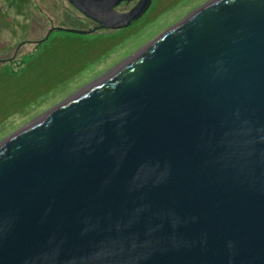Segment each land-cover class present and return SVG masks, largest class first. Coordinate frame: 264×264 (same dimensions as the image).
Here are the masks:
<instances>
[{
	"label": "water",
	"instance_id": "water-1",
	"mask_svg": "<svg viewBox=\"0 0 264 264\" xmlns=\"http://www.w3.org/2000/svg\"><path fill=\"white\" fill-rule=\"evenodd\" d=\"M68 1L111 29L150 3ZM0 264H264V0L209 1L0 142Z\"/></svg>",
	"mask_w": 264,
	"mask_h": 264
},
{
	"label": "rangeland",
	"instance_id": "rangeland-1",
	"mask_svg": "<svg viewBox=\"0 0 264 264\" xmlns=\"http://www.w3.org/2000/svg\"><path fill=\"white\" fill-rule=\"evenodd\" d=\"M20 1L24 5L14 4L15 8L8 10L4 14L6 17L1 19L4 24L0 32L8 37L9 44L15 46L23 39L34 38L25 23V17L29 15L26 10L33 9L34 0ZM45 1L46 8L42 7V12L30 14L36 18L34 25L40 27L35 32H40L42 26L46 31L55 18V24L87 33L59 32L52 43H47L44 62H36L23 71L11 64L13 72L0 71V142L101 80L211 0H154L145 16L122 30L100 29L93 19L75 11L68 0ZM136 5L134 0H129L114 10L127 13ZM34 49L31 47L30 51Z\"/></svg>",
	"mask_w": 264,
	"mask_h": 264
},
{
	"label": "flooded vegetation",
	"instance_id": "flooded-vegetation-1",
	"mask_svg": "<svg viewBox=\"0 0 264 264\" xmlns=\"http://www.w3.org/2000/svg\"><path fill=\"white\" fill-rule=\"evenodd\" d=\"M134 1L137 4L140 0H134ZM32 2H33L32 4L33 9L30 8L26 10V13L29 15L25 17V19H27L25 23H26V28L31 29L30 34L34 35V38L28 37L26 39H23L22 41L17 43L15 46L14 44L12 45L9 44L8 37L7 36L4 37L5 35L0 32V71L10 70L13 72L11 64L16 66V68H18L19 70L21 69L23 71L26 69H30V67H32V65H35L36 62L38 63L44 62L45 56L47 53L46 51V48L48 46L47 43L48 42L52 43V40L56 37V35L59 32H70L68 31L67 28H64L62 25L55 24V18L53 20V23H51V26L46 31L44 29L45 27L42 26L43 28L42 30H40V32L38 33L35 32V29L39 31L40 27L38 28L36 25H34V23L36 22V18L31 17V16L33 15V13L37 14V13L42 12V7L46 8V1L45 0H34ZM153 2L154 0H150L148 8L142 13V15L139 18H137L134 21H131L129 25H131L134 22H137V20L140 19L142 16H145L147 12L149 11ZM16 3L23 4L20 0H0V29L2 28V25L4 24L2 23L1 19H4L6 17V16L4 17V14H6L8 10L14 9L15 7L13 8V5ZM123 3H126V1L120 2L117 6ZM71 6L75 9V11H78L73 5ZM10 18L13 19L14 17L11 16ZM92 21L94 22V24H96L97 27L100 26L98 22L94 20ZM38 24H42V22L40 23L38 22ZM99 28L103 30L105 29L110 30V28H105V27H99ZM119 30H122V28H120ZM10 35H12V33H10ZM31 47L35 48L34 51H30ZM26 50L28 51L27 54H25ZM35 51H37V53H35Z\"/></svg>",
	"mask_w": 264,
	"mask_h": 264
},
{
	"label": "bare ground",
	"instance_id": "bare-ground-1",
	"mask_svg": "<svg viewBox=\"0 0 264 264\" xmlns=\"http://www.w3.org/2000/svg\"><path fill=\"white\" fill-rule=\"evenodd\" d=\"M115 69H116V68H115ZM92 85H93V84H92ZM90 86H91V85H90ZM90 86H89V87H90ZM84 90H85V89H84ZM84 90H83V91H84Z\"/></svg>",
	"mask_w": 264,
	"mask_h": 264
}]
</instances>
